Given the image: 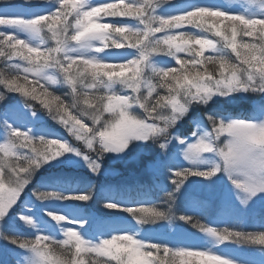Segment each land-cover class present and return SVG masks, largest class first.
I'll use <instances>...</instances> for the list:
<instances>
[{
    "label": "snow or ice",
    "instance_id": "snow-or-ice-1",
    "mask_svg": "<svg viewBox=\"0 0 264 264\" xmlns=\"http://www.w3.org/2000/svg\"><path fill=\"white\" fill-rule=\"evenodd\" d=\"M16 7L0 5V264H257L255 254L264 264V0ZM253 97L249 114L214 107ZM45 113L76 143L50 138ZM153 145L159 203L37 179L66 162L105 175L107 162L139 163ZM192 189L216 193L232 218L206 216ZM101 201L135 224L74 204Z\"/></svg>",
    "mask_w": 264,
    "mask_h": 264
},
{
    "label": "rangeland",
    "instance_id": "rangeland-1",
    "mask_svg": "<svg viewBox=\"0 0 264 264\" xmlns=\"http://www.w3.org/2000/svg\"><path fill=\"white\" fill-rule=\"evenodd\" d=\"M30 7H34V6L29 5L20 8H13L10 9V11H14L16 13H23ZM59 87L60 86L57 85V86H53L52 88L58 89ZM16 98L19 99V95H17ZM255 104H256V98L253 97L249 99H242L232 104H229L227 101H221V105H215L214 107L222 110L227 109V111L231 113L249 114L254 109ZM44 119H46V117H44ZM51 123L52 124L49 123L48 125L47 123H45L46 127L54 134L50 138H56V136L63 137V133H62L63 131L61 128L64 127L59 123H57V121H53ZM86 123H89V125H91L90 121H86ZM190 127H191L190 120H185L178 129V133L182 134L184 137L190 136V131H189ZM180 130L183 131V133H181ZM65 137H67L69 140L70 138L74 140V138L71 137L68 132L66 133ZM156 151H157V146L155 145L145 150L144 154L140 157L139 163L109 161L105 164V168L107 169V174L105 175H95L90 173V171H88L85 167H79L73 162H66L64 164L58 165L57 167L50 168L48 166H45L39 171V173H37V179H42L45 181L61 180L65 182H73L74 179H77L81 184L91 183L94 186L93 190L96 193H100L102 189L103 190L113 189L116 191H123V189L129 183L138 184L145 180L152 179V174L150 171L147 170V166L149 162L155 158ZM186 163L187 162H185V164ZM93 177H95V179ZM101 181L104 183H100ZM25 191L27 193L31 192V187L26 188ZM126 195L131 197L133 194L127 192ZM186 195L207 199L209 201L210 206L207 208L205 215L208 216L209 218L221 219V220H229L232 218L233 209L228 207L227 205L221 204L216 193L201 192L199 189H192L191 192L187 193ZM141 197L144 198L147 202H150V199L148 198L147 194L144 193L142 195L136 196V198H141ZM163 197L164 195H162L160 197L161 199L160 198L159 199L162 200ZM183 199L184 197H181V201H183ZM160 200H158V203L160 202ZM74 204L79 205L80 208L87 213L103 216L107 220L125 226H127L129 222L135 224V221L132 220L129 214L120 212L118 210L105 209L103 205L96 204L95 202H74ZM166 223L167 222L158 221L156 224L144 225L143 228L149 231L152 230L159 231L160 230L159 225ZM180 223L182 224L183 222ZM185 227H188L189 231H196L195 229H192L190 226H185ZM246 230L253 231L255 230V228L250 226ZM232 247H242V246L233 245ZM243 247H251V246H243ZM254 247H260V246L257 245ZM251 258L256 260L257 264H259V260L261 257L259 254H255Z\"/></svg>",
    "mask_w": 264,
    "mask_h": 264
},
{
    "label": "trees",
    "instance_id": "trees-1",
    "mask_svg": "<svg viewBox=\"0 0 264 264\" xmlns=\"http://www.w3.org/2000/svg\"><path fill=\"white\" fill-rule=\"evenodd\" d=\"M5 2V0H0V5H2L3 3ZM9 2H11V3H13V4H15V5H18V7H16V8H20V7H24V6H29V5H33V6H36L38 3H40L41 2V0H9ZM108 19H113V18H108ZM115 19H120V18H115ZM3 67V65L2 64H0V68H2ZM50 91H53L55 94H57V95H61L62 96V98H65V99H68V97H67V92H68V89L66 88V87H59L58 89H55V88H52V89H50ZM18 94H16V96H17ZM5 107V103L4 102H0V110H2L3 108ZM45 117H46V123L47 124H52L51 122H53V120L51 119V118H49V116H47V114L45 113ZM49 122V123H48ZM62 129V133H63V137L64 138H67V137H65V135H66V133H67V130L65 129V128H61ZM181 131V130H180ZM181 133H183V131H181ZM68 139V138H67ZM69 140V139H68ZM69 141H71V142H73V143H76L72 138H70V140ZM46 170V169H45ZM94 179H95V177H93ZM97 178V177H96ZM143 181V180H142ZM77 182H79V180H77V179H74V181L73 182H70V183H72V184H75V183H77ZM100 183H104V182H100ZM137 185H143V186H145L144 188H143V190H138L137 189ZM124 189H128V193H130V194H133L131 197H133L134 199L136 198V196L137 195H142V194H147L148 195V198L150 199V202H147L146 200H145V202H146V204L147 203H151V202H156V203H158V200H160L161 198V196L162 195H164V193L163 192H160L158 189H156L155 188V186L153 185V182H152V179H150V180H145V181H143V182H141V183H138V184H132V183H129ZM123 189V190H124ZM126 192V193H127ZM28 194L30 195L31 194V192H28ZM160 198V199H159ZM101 205H103V201H101V203H100ZM132 206H138V205H132ZM91 208H93V207H91ZM95 211V210H94Z\"/></svg>",
    "mask_w": 264,
    "mask_h": 264
}]
</instances>
